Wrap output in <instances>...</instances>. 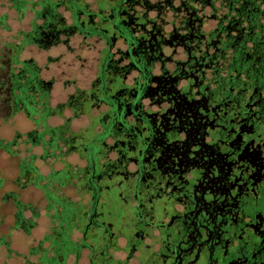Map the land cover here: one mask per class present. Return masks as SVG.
<instances>
[{"label":"flooded vegetation","instance_id":"obj_1","mask_svg":"<svg viewBox=\"0 0 264 264\" xmlns=\"http://www.w3.org/2000/svg\"><path fill=\"white\" fill-rule=\"evenodd\" d=\"M1 3L35 264H264V0Z\"/></svg>","mask_w":264,"mask_h":264},{"label":"rangeland","instance_id":"obj_2","mask_svg":"<svg viewBox=\"0 0 264 264\" xmlns=\"http://www.w3.org/2000/svg\"><path fill=\"white\" fill-rule=\"evenodd\" d=\"M7 0H0V17L4 15L7 23L10 25L9 31L0 29V44L2 40L10 39L11 33L14 32L15 22L10 20L13 18L14 12L5 7L1 2ZM51 48L42 51L46 56L51 54ZM4 94L0 92V138L4 141L12 140L17 132H22L29 129L31 122L21 112L9 111ZM14 151L15 146L10 145ZM19 163V156L14 153H7L0 149V264H35V257L28 252L27 248L36 244L37 238L46 231L48 219L47 215L43 214L42 205L43 200L38 199L39 194L32 187H27L25 190H20L15 183L14 178L17 173ZM34 163L39 166L42 171L46 168L40 161L34 160ZM55 164L54 167H57ZM24 201H33L37 204L39 215L35 219V226L31 228L28 233H23L17 228H10L8 223L12 217V197H17L19 194ZM28 214V212H25ZM6 225V227H5ZM3 237H2V236Z\"/></svg>","mask_w":264,"mask_h":264},{"label":"trees","instance_id":"obj_3","mask_svg":"<svg viewBox=\"0 0 264 264\" xmlns=\"http://www.w3.org/2000/svg\"><path fill=\"white\" fill-rule=\"evenodd\" d=\"M11 143L4 141L3 139L0 138V147L6 149L9 153H13L14 151L12 150V148L10 147ZM39 176V175H38ZM18 179H19V174H16L15 178H14V183L17 184L18 183ZM45 187V186H43ZM46 192H48L47 188L45 187ZM12 201L15 205V207L18 206L19 201L18 199L13 195L12 197Z\"/></svg>","mask_w":264,"mask_h":264}]
</instances>
